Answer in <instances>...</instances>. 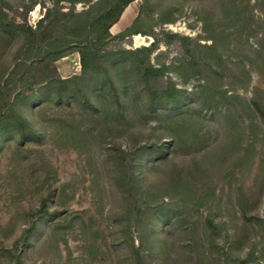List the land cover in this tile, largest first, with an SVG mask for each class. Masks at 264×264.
I'll return each instance as SVG.
<instances>
[{
	"label": "trees",
	"instance_id": "obj_1",
	"mask_svg": "<svg viewBox=\"0 0 264 264\" xmlns=\"http://www.w3.org/2000/svg\"><path fill=\"white\" fill-rule=\"evenodd\" d=\"M49 1L50 6L43 0H27L20 10L7 0H0V145L8 138L24 148L44 138L38 122L26 116L27 110L33 112L36 108L35 112L41 114L49 104L74 106L76 113L71 112V120L65 121L71 133L61 131L57 138L78 141L79 134L85 133V144L96 139L111 145L107 152L115 162L111 180L124 207V212L115 217L119 223L129 221L125 231L130 242L123 244L128 245L131 263L149 264L160 257L167 261L175 232L183 227L181 234L187 233L183 226L185 211L204 206L205 198L212 193L204 181L213 163L210 149L216 146L211 143L212 130H205V123L221 120L235 146L242 143L248 132L241 167L254 151L258 135L264 133V90L255 89L248 100L240 95L237 83H250V71L244 61L234 64L236 70L233 69L225 57L232 35L227 33V23L235 30L247 32L248 38L256 39L255 57L247 60L264 76V0H256L253 5L250 0H217L223 17L217 21L206 19L205 36L200 37L210 44L163 29L156 32L154 25L175 23L178 19L176 8L171 7L158 10L157 23L150 20V12L157 10L162 0H142L137 18L116 35L111 28L120 21L132 0ZM79 3L85 6L81 11L76 10ZM37 5L45 12L33 26L28 15ZM138 34L151 36L153 42L149 46L126 48L124 43ZM161 45L179 53L176 62L169 65L160 60L157 64L152 62ZM73 52L80 57V74L63 78L57 62ZM185 68L197 78L194 92L178 88L170 76L173 71L186 74ZM131 96L141 116L160 121L159 127L169 138L132 129L133 116L126 113L134 107ZM203 111L211 112L212 118L205 119ZM114 119L125 124L123 131L114 130ZM113 133L127 137L130 146L123 149ZM201 143L205 145L203 148L198 147ZM178 158L190 159L192 167L180 166ZM152 172L155 178L148 181L147 174ZM203 185L206 190H202ZM54 193L48 192L37 209L25 213L27 225L10 248L2 249L1 255L10 264H26L24 248L40 226L47 223L53 228L51 239L56 246L61 241L68 244L62 235L64 230L75 231L79 227L84 235L91 236L86 244L90 264H105L104 259L97 257L100 246L90 223L81 215H68L59 221L65 212L58 207L50 210ZM73 197L62 187L59 204L67 205ZM221 228L207 218L203 237L195 231L188 232L192 239L206 245L202 257L209 262L213 251H219L220 241L228 238ZM132 230L136 238L131 235ZM67 249L70 260L72 252L68 245ZM221 251L222 256L229 257L225 247ZM233 261L249 264L251 258ZM116 264L123 261L119 259Z\"/></svg>",
	"mask_w": 264,
	"mask_h": 264
},
{
	"label": "rangeland",
	"instance_id": "obj_2",
	"mask_svg": "<svg viewBox=\"0 0 264 264\" xmlns=\"http://www.w3.org/2000/svg\"><path fill=\"white\" fill-rule=\"evenodd\" d=\"M7 1L14 8L20 9L27 0ZM43 1L47 6L51 5L49 0ZM255 1L250 0V5ZM142 4V0H132L120 21L111 28V33L116 35L129 27L139 15ZM158 4L154 5L155 8ZM65 6L69 7L68 4ZM171 7L176 8L177 21L154 25L156 32L163 29L199 40L201 44H210V41L200 37L205 36L206 19L217 21L223 17L222 7L217 0H162L157 10L150 12V20L157 23L158 10H167ZM84 8L83 3L76 5L78 11ZM44 12L43 7L37 5L28 15L29 23L35 26ZM225 26L227 33L232 32L225 57L235 70L234 64L244 61L251 74L250 83L240 81L237 83V92L248 100L254 96L255 89L264 90V76L247 60V57H255L257 41L248 38L245 31L238 28L235 30L227 23ZM152 42L151 36L138 34L124 45L128 49H135L149 46ZM179 56L172 48L168 49L161 45L160 50L152 56V62L157 64L160 60L169 65L172 61L176 62ZM57 67L63 78L79 75L81 71L79 54L73 52L64 57L57 62ZM185 70L187 75L173 71L170 76L178 88L194 92L198 83L197 78L186 68ZM130 99L134 107L126 113L127 116H133L132 129L144 134L155 132L158 136L169 138L164 129L159 127L160 121L142 117L135 107L134 97L131 96ZM35 110L36 108L33 112L27 110L25 114L31 121L38 122V128L41 134L45 135L44 138L38 142L28 143L24 148L19 147L15 140L8 138L0 145V264H10L7 258L1 255V251L10 248L27 225L25 213L37 209L42 199L52 191H55V195L49 202L50 210L58 207L65 212L59 221H63L68 215H81L86 223L92 225L94 237L100 246L96 252L98 259H104L105 264H116L119 259L123 264H132L129 248H126L128 245L123 244L130 242L129 233L125 231L128 230L129 221L119 223V218L115 217L124 212V207L120 192L111 180L115 168L114 160L107 155L111 145L101 144L96 139L85 144V133L79 134L81 139L78 141L57 138L61 131L71 133L65 121L71 120V112L76 113L74 106L49 104L44 106L41 114ZM211 114L208 111L201 113L207 120L212 118ZM75 117L78 118L77 115ZM113 123L114 130L120 132L125 129V124L121 120L114 119ZM209 123L210 121H207L204 128L212 130L211 143L216 147L210 149L213 163L207 181L204 182L209 185L212 193L205 198L204 206L185 211L183 226L188 229L187 233L181 234L183 227L175 232L176 236L170 241V250L166 255L167 261L160 257L162 260L154 258L149 264H236L233 260L248 257L251 258L249 264H264V133L258 135L254 151L245 163L242 162L241 167L239 163L245 156L248 132L244 135L242 143L235 146L231 144V136H227L221 120ZM113 135L117 143L122 144L123 149L130 146L131 142L127 137H120L115 133ZM203 146L205 145L201 143L198 147ZM177 162L187 168L193 165L190 159L178 158ZM147 176L148 181L155 178L153 172ZM207 186L203 185L202 190H206ZM62 187L66 188L68 195L74 194L67 205L59 204L58 197ZM243 212L246 213V217H243ZM207 218H211L218 229L222 226L221 229L228 233L226 241H220L219 251L218 249L213 251L210 262L202 257L206 245L192 239V235L188 234L189 231H195L203 237ZM52 234L53 228L50 225L44 223L40 226L30 244L23 250L26 264H90L86 250L90 235L89 237L84 235L79 227H76L75 231H63L64 240L68 242L67 245L72 252V259L68 260L67 245L61 241L56 246L51 239ZM131 235L136 238L134 230ZM223 247L228 250L227 258L221 255Z\"/></svg>",
	"mask_w": 264,
	"mask_h": 264
}]
</instances>
